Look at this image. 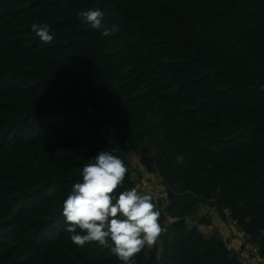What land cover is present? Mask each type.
Instances as JSON below:
<instances>
[{
	"label": "trees",
	"instance_id": "16d2710c",
	"mask_svg": "<svg viewBox=\"0 0 264 264\" xmlns=\"http://www.w3.org/2000/svg\"><path fill=\"white\" fill-rule=\"evenodd\" d=\"M107 150L128 168L115 191L136 188L130 153L162 186L135 264H248L212 226L226 210L264 257V0H0V264H120L60 214Z\"/></svg>",
	"mask_w": 264,
	"mask_h": 264
},
{
	"label": "clouds",
	"instance_id": "9594fccd",
	"mask_svg": "<svg viewBox=\"0 0 264 264\" xmlns=\"http://www.w3.org/2000/svg\"><path fill=\"white\" fill-rule=\"evenodd\" d=\"M77 15L101 35L108 36L116 30V26L105 27L104 14L99 9L82 10ZM31 30L45 44L54 39L47 24L33 23ZM127 171L120 157L108 150L99 151L83 166L80 179L68 190L60 214L73 245L95 243L107 248L120 264H135L137 254L156 242L162 228L159 211L150 196L135 187L115 191L123 184ZM156 191L151 195L155 199L161 194L160 189ZM226 215L230 218L227 210ZM225 221L228 227L233 223L231 219Z\"/></svg>",
	"mask_w": 264,
	"mask_h": 264
},
{
	"label": "built area",
	"instance_id": "2783aa9c",
	"mask_svg": "<svg viewBox=\"0 0 264 264\" xmlns=\"http://www.w3.org/2000/svg\"><path fill=\"white\" fill-rule=\"evenodd\" d=\"M227 220L229 221L230 218ZM229 228L236 241V254L248 264H264V257L261 255L259 245L254 243L244 231L236 227L235 223L229 224Z\"/></svg>",
	"mask_w": 264,
	"mask_h": 264
},
{
	"label": "rangeland",
	"instance_id": "374dc122",
	"mask_svg": "<svg viewBox=\"0 0 264 264\" xmlns=\"http://www.w3.org/2000/svg\"><path fill=\"white\" fill-rule=\"evenodd\" d=\"M129 159H130L131 164L133 166V168H132V170H133L132 178H134V181H135V184H136V188L142 194H146V195L151 197L150 198L151 202H152V204L154 205V208H155V203L157 201H155V198H153L151 195H152V192L154 193V191H156V188L160 189V191H161L162 190L161 189L162 186L159 184V182L155 181L154 177L149 178L146 173H143L144 171H141V176L138 175L137 170L139 169V161H140V159H139V157L137 156L136 153H130L129 154ZM207 208L208 207L206 205H201L200 208L198 209L199 213L196 212L194 215H192L190 217V219L192 221L193 220H197L203 213L208 212ZM149 247H151V246H149Z\"/></svg>",
	"mask_w": 264,
	"mask_h": 264
},
{
	"label": "crops",
	"instance_id": "0c3cea01",
	"mask_svg": "<svg viewBox=\"0 0 264 264\" xmlns=\"http://www.w3.org/2000/svg\"><path fill=\"white\" fill-rule=\"evenodd\" d=\"M156 182H160V179L157 177V180H155ZM161 185V184H160ZM203 205V204H202ZM208 207V206H207ZM213 210V208H207V213H211V211ZM197 213H199V211H197ZM202 214V213H201ZM212 219V226L214 227V230H216V232L222 236L223 238H230L229 241V246L233 248V250L236 249L237 245H236V241L233 239L230 229L226 223V221L222 218L219 217H212L210 216Z\"/></svg>",
	"mask_w": 264,
	"mask_h": 264
},
{
	"label": "water",
	"instance_id": "95a60500",
	"mask_svg": "<svg viewBox=\"0 0 264 264\" xmlns=\"http://www.w3.org/2000/svg\"><path fill=\"white\" fill-rule=\"evenodd\" d=\"M185 218H187V217H185Z\"/></svg>",
	"mask_w": 264,
	"mask_h": 264
}]
</instances>
